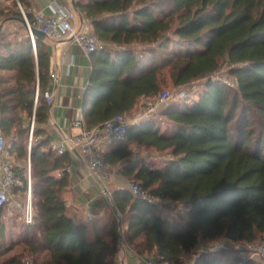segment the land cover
<instances>
[{"label": "trees", "instance_id": "1", "mask_svg": "<svg viewBox=\"0 0 264 264\" xmlns=\"http://www.w3.org/2000/svg\"><path fill=\"white\" fill-rule=\"evenodd\" d=\"M76 5L102 43L91 54L82 103L89 127L126 117L142 99L157 97L166 69L177 88L204 80L197 98L175 99L162 110L165 130L147 118L130 127L125 143L104 150L111 167L128 163L123 174L140 181L152 197L185 207L187 216L172 221L128 189L112 195L106 226L90 228L69 213L64 194L71 154L54 150L47 130L48 43L35 38V53L19 21L21 6L34 25L29 0H0L2 131L6 150L21 164L15 172L25 182L31 162L36 211L34 222L26 224L18 209L0 206V264H115L122 226L127 242L137 241L154 264H190L193 254V264H259L261 258L242 261L239 251L196 250L202 241L264 243V0H76ZM223 64L236 87L216 78ZM131 144L171 157L159 167L131 163Z\"/></svg>", "mask_w": 264, "mask_h": 264}, {"label": "built area", "instance_id": "2", "mask_svg": "<svg viewBox=\"0 0 264 264\" xmlns=\"http://www.w3.org/2000/svg\"><path fill=\"white\" fill-rule=\"evenodd\" d=\"M50 8L52 15L34 14V25L32 26L20 6L22 15L27 19L28 31L34 27L45 34L47 40L60 42L61 40H73L87 55H91L102 48V43L93 30L92 23L83 19L79 22V12L69 0H51ZM30 33V31H29ZM33 49L36 53L35 37L31 35ZM71 62L70 65H72ZM50 80L52 83H58L59 75L56 70H51ZM48 103H51L53 95L47 90L44 94ZM187 95L180 91L174 95L171 91L161 92L155 98H147V110L156 111L159 108H167L175 99H184ZM38 98V93L36 99ZM81 112V110H80ZM34 126V119L31 125V135ZM132 126L123 115H117L105 122L101 127H89L83 118L76 119L72 122L71 131L53 145V148L59 154H64L68 150L78 151L85 160L86 166L90 173L99 181L106 184L110 181L113 174L112 167L104 159L103 146L106 144L118 145L125 143L128 139L129 129ZM3 121L0 114V156L5 159L0 163V206L10 205L22 209V218L26 224H32L35 220L36 211L33 204L32 194V169L31 162L27 164V177L25 180L15 172L19 163L11 160L9 152L6 150V139L3 135ZM24 189L26 202L22 204L18 201L16 192ZM136 198L148 203H155L150 191L146 189L140 181L133 178L129 181L127 188ZM90 221L92 218H89ZM127 227L122 226L120 229L119 247L124 245V235ZM246 249L242 250V261L258 255L264 259V243L247 244ZM251 254V255H249ZM31 264V263H28ZM148 264H154L149 261Z\"/></svg>", "mask_w": 264, "mask_h": 264}, {"label": "crops", "instance_id": "3", "mask_svg": "<svg viewBox=\"0 0 264 264\" xmlns=\"http://www.w3.org/2000/svg\"><path fill=\"white\" fill-rule=\"evenodd\" d=\"M69 1L72 4V1ZM29 2L30 12L33 14L41 13L43 15H52L53 12L50 8L51 0H29ZM76 9L79 12V22H81L84 17L77 7ZM3 25L4 22L0 18L1 31ZM12 26L15 27L18 25ZM16 31H20V29L17 30L16 28ZM47 43L50 53V72L51 70H56L59 75V81L56 84L51 82L49 76L48 88V90L52 92L53 98L50 103V121L47 125V130L53 138L54 145L63 135L71 131L72 122L74 120L79 118L85 120L86 110L83 109L82 103L92 73V55H87L82 52L73 40L67 39L61 40L60 42L47 40ZM71 62H73L72 65H70ZM2 74L7 73L2 72ZM8 74L12 75L13 73L8 72ZM138 123L140 122L134 124ZM109 146L110 144H106L103 146V149L106 150ZM139 147L145 149L149 148L135 145L133 152L134 150H138L137 148ZM67 152H70L72 158L67 170L69 187L64 194L69 213L76 219L84 218L90 228L93 223H98V225L102 227L106 226L109 222L112 210L114 209L112 195L118 190L127 189L129 181L134 178L122 173V169L128 165V163L119 167H112L113 174L110 181L104 184L99 182L90 173L84 158L78 151L68 150ZM10 157L11 160L20 164L19 161L15 160L14 155H10ZM4 159V156H0V163L3 162ZM131 160V163H137L145 160V158L134 152ZM20 194L19 191L16 192L17 199L24 204L26 202V194L25 192L22 193L23 196ZM22 197L24 198L23 201H21ZM10 208L22 211V209L18 207L10 206ZM89 218H92V220L90 221ZM93 237L94 234L91 232L89 238L93 239ZM203 244L205 243L203 242ZM213 247L214 246L211 244H209V246L207 244L203 248H198L196 253L215 250ZM118 249L119 251L115 257V264H148L149 261L154 263V257L141 254L137 247V241L129 243L125 235L124 245L123 247H118ZM194 260L195 254L190 256L189 263L193 264Z\"/></svg>", "mask_w": 264, "mask_h": 264}, {"label": "rangeland", "instance_id": "4", "mask_svg": "<svg viewBox=\"0 0 264 264\" xmlns=\"http://www.w3.org/2000/svg\"><path fill=\"white\" fill-rule=\"evenodd\" d=\"M18 29L19 26H15ZM12 27V29L14 31H16V28ZM173 39H175L173 37ZM170 47H176L174 44H171ZM216 78L218 80H221L223 83L227 84L228 86L231 87H236V83L235 80L233 79V77L230 76L229 74V67L225 64H223L222 68L220 69V71L217 73ZM203 85H204V80H200V81H194L191 82L190 84L183 86V87H175L173 80L171 78V72L169 69H166L164 71V82H163V86H162V91H171L174 95H176L177 93H179L180 91H184L186 93V95L188 97H196L198 96V94H200V92L203 89ZM178 99V98H177ZM147 99H142L140 101V103L138 104V106L129 114L126 115V119L130 124H134L137 122H142L144 120H146L147 118H154L155 122L158 123L161 127L162 130H165L168 127L167 119L161 115L162 110H164V108H159L156 111L153 112H149L147 110ZM184 103V102H183ZM241 111V108H239L237 110V113L239 114ZM88 114V110L86 109L85 115ZM135 145H131V148L134 149ZM138 150H134L135 153H137V155H140L142 157L145 158L147 163L150 164H154L155 166L159 167V166H163L164 162L167 161L171 156L168 152H158L153 148H137ZM155 204L158 205V209L160 212L163 213V215L167 218H169L172 221L175 222H179L181 220H184V218H186L187 216V209L183 206H177L175 203L173 202H169V201H163V200H159L154 198ZM24 198L22 197L21 201H23ZM15 210V209H14ZM18 213H22L21 210H17ZM9 215H12L11 213H9ZM19 217V216H18ZM20 218V217H19ZM205 244H203V241L200 243L199 248H203L205 245H207V242H204ZM212 246H214V248H218V249H228L230 251H236V252H242V250L246 249V245L245 243H240V244H226L223 240L221 241H216L215 243L211 244ZM209 246V244H208ZM211 248V247H210ZM18 249H16L15 251L11 252V254L9 255H13L15 253H17ZM242 255V254H241ZM251 255V254H249ZM252 257L255 258H261L259 259V264H264V259L262 257H258L257 255H253ZM188 257V261H189Z\"/></svg>", "mask_w": 264, "mask_h": 264}, {"label": "water", "instance_id": "5", "mask_svg": "<svg viewBox=\"0 0 264 264\" xmlns=\"http://www.w3.org/2000/svg\"><path fill=\"white\" fill-rule=\"evenodd\" d=\"M71 1H72L73 6L76 8L77 7L76 1L75 0H71ZM19 21L28 29V22H27V19L24 16ZM1 28H0V32H1ZM29 31H30V34L33 35L36 38L46 39L45 34L42 31H40V30H38V29H36L34 27H31L29 29Z\"/></svg>", "mask_w": 264, "mask_h": 264}]
</instances>
